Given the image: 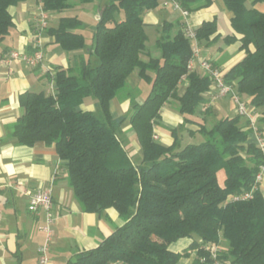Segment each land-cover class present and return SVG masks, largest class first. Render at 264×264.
<instances>
[{"label":"trees","instance_id":"1","mask_svg":"<svg viewBox=\"0 0 264 264\" xmlns=\"http://www.w3.org/2000/svg\"><path fill=\"white\" fill-rule=\"evenodd\" d=\"M26 1L0 0V44L14 27L10 8ZM94 1L43 0L42 6L61 13L75 2ZM160 1L109 0L94 27L91 47L78 32L82 20L61 17L58 27L49 30L55 42L67 52L86 50L88 57L82 56L75 67L55 69L54 94L20 95L23 114L12 135L28 147L39 142L55 145L83 212L100 214L113 208L125 221L97 247L78 252L69 264H180L189 251L196 252L193 264H211L207 250L211 244L221 246V263L264 264V195L259 189L251 199L234 200L252 191L264 163V154L249 142L248 122L241 124L237 115L220 119L212 128L200 124L201 143L183 145L176 130L170 146L154 139L166 103L178 100L180 113L193 123L188 116L199 113L213 83L209 75L188 68L194 47L185 21L164 22L156 43L161 55L142 59L149 39L144 16ZM213 1L180 0L190 12ZM223 1L234 13V33L224 41H240L246 51L226 72L225 81L264 115V12L254 8L264 0ZM217 30L216 20L204 22L195 30L198 45L209 42ZM135 70L151 85L150 92L142 103L132 105L129 115L114 118L110 102ZM184 77L188 87L178 96ZM89 97L96 99L101 116L81 109ZM127 121L141 147L139 163L120 135ZM183 239L190 240L189 247L184 253L174 251L171 245Z\"/></svg>","mask_w":264,"mask_h":264},{"label":"crops","instance_id":"2","mask_svg":"<svg viewBox=\"0 0 264 264\" xmlns=\"http://www.w3.org/2000/svg\"><path fill=\"white\" fill-rule=\"evenodd\" d=\"M41 4L40 0H28L12 6L10 12L14 18V27L8 38L0 44V206L3 210V221L0 226V264H38L40 248L45 241V235L40 227L45 223L46 215L43 210L40 214L29 211L27 194L31 191L52 188L53 192L55 233L51 243L49 264H69L78 252L97 247L116 228L125 223L113 208L100 214L82 211L69 184L66 163L59 158L55 145L39 142L33 147H28L20 145L12 135L14 125L23 114L20 95L26 91L50 94L52 75L55 74L57 67H75L82 56L88 57L86 50L72 52L71 57L66 56L65 50L55 42V38L49 32L50 29L58 27L61 17L77 16L76 7L80 3L75 2L73 7L61 13L46 11L49 17L48 24L42 30L38 25ZM103 6L101 5L102 8ZM248 7L252 8L250 1ZM254 8L264 12V3H258ZM100 13L101 10L99 14L97 11L93 12L95 21L99 20ZM233 17L234 13L226 7L223 0H214L210 6L190 12L187 22L193 29L196 30L204 22L213 20H216L218 27L209 42L204 41L198 45L199 54L193 71L199 75H208L200 67L201 59L212 62L226 74L245 57L246 51L241 49L240 41L233 44L224 41L225 36L234 33ZM181 21H184L181 13L172 7L158 6L145 14L144 26L149 39L147 50L142 56L144 61L161 55L156 43L161 36L163 23ZM80 29L78 32L82 33ZM216 36L218 37L214 39ZM37 37L44 47L45 59L42 65L32 68L24 62L10 60L11 51H33V43ZM237 37L240 38L238 35ZM149 74L153 76V73ZM128 83L134 87L145 88L146 95L150 92L151 85L141 78L138 70L129 76ZM187 87L188 81L183 79L178 96H183ZM211 92L210 88L204 94V104L209 102ZM86 100L81 106L83 110H87ZM144 100L145 98L142 102ZM178 103L176 99L166 103L155 125L154 139L166 146L175 142L174 130L178 131L183 145L201 143L204 137L200 133V124L212 128L222 118L237 116L230 97L218 99L207 112L202 110V106L197 115L188 116L193 123L188 122L187 117L180 113ZM91 104L94 106L97 103L92 101ZM132 105L129 100L120 101L116 97L110 102L111 115L114 118L129 115ZM241 124H246L244 118L241 119ZM258 125L264 136L262 110L258 114ZM120 135L125 139V147L130 155L136 157L135 160L139 163L141 147L128 121L123 125ZM249 142L257 144V136L251 131ZM260 190L264 195V173ZM190 243L189 240V243L175 244L173 250L184 253ZM195 259L196 252L189 251V256L183 257L180 264H193Z\"/></svg>","mask_w":264,"mask_h":264},{"label":"built area","instance_id":"3","mask_svg":"<svg viewBox=\"0 0 264 264\" xmlns=\"http://www.w3.org/2000/svg\"><path fill=\"white\" fill-rule=\"evenodd\" d=\"M42 5V4H41ZM164 8L172 7L176 11H179L186 22L187 29L185 31L187 38H189L193 42L194 47V56L190 60L188 64L189 70L194 69V63L198 58L199 49L198 42L196 38L195 29H193L187 19L190 16V11L183 8L180 0H165L163 3ZM48 14L43 9V6L40 7V14L38 18L39 28L42 30L48 24ZM33 51L31 52H21V51H11L10 52V60L11 61H20L26 63L28 66L32 68H37L43 64L45 55H44V47L42 41L39 37L33 43L32 47ZM200 67L203 71H205L213 80L211 85V95L209 104L216 102L218 99L223 97H230L233 105L235 107L237 115L241 116L248 122V129L255 133L257 136V146L264 154V136L262 135L259 125H258V114L254 107L249 104V101L245 99L242 95L239 94L236 87L232 84H229L225 81V73L219 67H216L212 62L208 60L201 59L199 61ZM54 75H52L51 81V94L55 93V83H54ZM183 79H186L184 77ZM208 104V105H209ZM205 109L208 108L207 105L204 106ZM154 138L156 136L154 135ZM264 173V163L259 167V173L256 176L255 185L249 193H246L242 196L234 197V200H246L253 198L254 192L260 189V184L263 180ZM29 197V206L28 209L30 212L34 214H40L41 210L45 212L46 219L45 223L40 227L41 231L45 235V241L40 248V255L38 264H49L50 262V251H51V243L54 237V202H53V192L52 188L47 189H39L36 191L28 192ZM3 221V210L0 206V226ZM207 250L211 253V257L213 262L211 264H221L219 260V255L222 251L221 246L218 244H211L207 246ZM204 261V259H202ZM117 264V263H115Z\"/></svg>","mask_w":264,"mask_h":264},{"label":"rangeland","instance_id":"4","mask_svg":"<svg viewBox=\"0 0 264 264\" xmlns=\"http://www.w3.org/2000/svg\"><path fill=\"white\" fill-rule=\"evenodd\" d=\"M41 2L43 0H40ZM108 2V0H95L94 2L92 3H80L77 7H76V10L78 11L77 13V16L82 20L83 22V26L81 27V32L83 33V35L85 36V38L87 39L88 41V47H91L92 45V36H93V30H94V27L97 23V21H95V18H94V15H93V12L94 11H97V13L99 14L100 10H101V5H105L106 3ZM165 2V0H161L160 1V4L159 6H163V3ZM75 4V3H74ZM65 55L68 56V57H71L73 55L72 52H67V51H64ZM74 57V56H73ZM74 59V58H73ZM96 62V59L93 57L92 59V63L95 64ZM137 71V70H136ZM146 91L145 88L143 87H134L132 85H130L128 83V85L126 86L125 89H123L122 91H120L119 93V100L120 101H125V100H129L132 104H135V102H142V100L144 98H146V94H144ZM144 94V95H143ZM245 99L247 97L243 96ZM248 100V99H247ZM92 101H96L95 98L93 97H89L87 100H86V109L87 110H90L92 112H94L96 115L98 116H101L100 114V109H99V106H98V103L96 101L97 104H94V106L91 104ZM215 103V102H214ZM214 103H210L209 102L207 104H204L202 105V110L204 112H207L210 107L212 105H214ZM209 104V105H208ZM207 105L208 108L205 109L204 106ZM133 130V129H132ZM221 179H222V176H221ZM182 243H189V240H182V241H179L177 243H173L171 245V248L174 249L175 247V244L177 245H180ZM223 246H225L223 244ZM177 247V246H176Z\"/></svg>","mask_w":264,"mask_h":264}]
</instances>
